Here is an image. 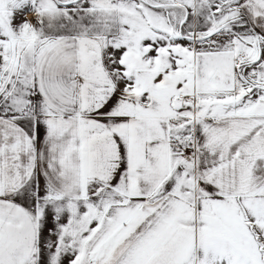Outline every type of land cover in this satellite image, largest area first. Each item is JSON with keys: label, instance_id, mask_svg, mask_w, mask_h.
Returning a JSON list of instances; mask_svg holds the SVG:
<instances>
[{"label": "snow or ice", "instance_id": "obj_1", "mask_svg": "<svg viewBox=\"0 0 264 264\" xmlns=\"http://www.w3.org/2000/svg\"><path fill=\"white\" fill-rule=\"evenodd\" d=\"M0 264H264V0H0Z\"/></svg>", "mask_w": 264, "mask_h": 264}]
</instances>
